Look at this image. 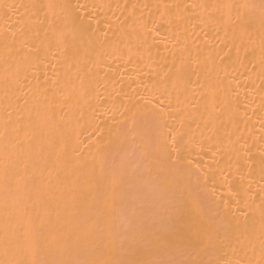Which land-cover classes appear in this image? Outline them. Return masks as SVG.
<instances>
[{"label": "bare ground", "instance_id": "1", "mask_svg": "<svg viewBox=\"0 0 264 264\" xmlns=\"http://www.w3.org/2000/svg\"><path fill=\"white\" fill-rule=\"evenodd\" d=\"M260 3L0 0V264H264Z\"/></svg>", "mask_w": 264, "mask_h": 264}, {"label": "snow or ice", "instance_id": "2", "mask_svg": "<svg viewBox=\"0 0 264 264\" xmlns=\"http://www.w3.org/2000/svg\"><path fill=\"white\" fill-rule=\"evenodd\" d=\"M246 7H255V5H246ZM260 10L262 13H264V0H261V3L259 5ZM132 215L134 216L135 213L133 211ZM227 221L224 218H214L211 219V222L209 224V236H208V241L211 242L212 238L214 235L219 234L221 230H224L225 233L227 232ZM178 264H182V262H178Z\"/></svg>", "mask_w": 264, "mask_h": 264}]
</instances>
